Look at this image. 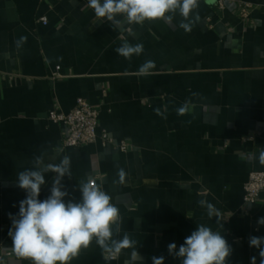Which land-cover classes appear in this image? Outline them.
<instances>
[{"label":"crops","instance_id":"crops-1","mask_svg":"<svg viewBox=\"0 0 264 264\" xmlns=\"http://www.w3.org/2000/svg\"><path fill=\"white\" fill-rule=\"evenodd\" d=\"M243 3L252 7L246 20ZM198 15L186 33L179 15L171 24L116 27L87 0H0V253H10L8 264H30L10 250L9 213L17 215L26 196L17 174L41 153L45 162L71 157L65 202H79L81 180L102 183L122 217L117 238L127 232L144 264L161 255L164 264H181L167 245L178 250L199 224L214 231L222 224L233 249L227 264H251L252 256L260 264L249 237H264L257 224L264 196L248 207L243 197L249 175L264 171L256 158L264 148V0H232L224 12L199 0ZM124 40L142 43L143 54L118 56ZM147 59L156 67L138 75ZM80 98L99 111L98 130L126 142L127 152L99 142L60 151L64 128L48 115L70 113ZM186 100L192 111L178 115ZM119 169L123 184L113 183ZM55 175H45L39 199L50 195ZM201 199L220 211L219 223ZM130 252L105 260L93 242L71 264H124Z\"/></svg>","mask_w":264,"mask_h":264},{"label":"clouds","instance_id":"clouds-1","mask_svg":"<svg viewBox=\"0 0 264 264\" xmlns=\"http://www.w3.org/2000/svg\"><path fill=\"white\" fill-rule=\"evenodd\" d=\"M87 7L94 11L98 19H106L116 27L138 25L146 22L163 21L171 24L179 15L178 27L186 33L191 32L199 20V0H87ZM130 35H135L130 31ZM25 37L17 41L19 47ZM115 52L118 56L131 60L144 52L142 43H130L124 40ZM156 67L155 61L147 59L138 68V75L147 76ZM193 95H197L193 93ZM192 103L186 100L179 108L178 115L192 111ZM159 112V110H157ZM259 164L264 165V148L258 156ZM55 173L50 195L39 199L42 186L46 185L45 175ZM118 181L123 184L126 177L124 169L118 170ZM72 177L71 157L63 155L58 163L45 162L43 153L35 155L32 167L17 174V186L26 196L19 202V212L9 213L12 226L8 235L12 240L10 249L17 257L30 261V264H71L82 249H88L95 242L102 251L105 260L118 258L123 250L130 249V257L124 264H144L138 252L137 242L125 232L121 233L122 217L112 197L103 189L102 183L81 180L78 184L81 198L79 202L65 198L69 196L62 180ZM206 209L207 216L217 218L221 213L214 204L205 199L198 202ZM264 225V217L257 220ZM219 230L199 224L184 239L177 250L175 243L167 245L169 255L178 258L181 264H227L233 249ZM249 246L259 250L260 264H264V237L250 236ZM152 264H164V256H152ZM251 264H256V256L251 257Z\"/></svg>","mask_w":264,"mask_h":264},{"label":"built area","instance_id":"built-area-1","mask_svg":"<svg viewBox=\"0 0 264 264\" xmlns=\"http://www.w3.org/2000/svg\"><path fill=\"white\" fill-rule=\"evenodd\" d=\"M219 12H224L226 6L232 0H214ZM240 15L243 20L248 19L251 5L240 4ZM40 23L48 24L47 18H41ZM49 121L62 125L64 128L63 143L60 151L67 149L84 148L96 143H101L103 147H114L125 153L128 150L126 142L116 144L106 130L99 131V111L84 99H78L75 108L68 114L52 111L48 115ZM264 196V171L252 172L244 185L243 201L245 206L258 204ZM10 253H0V264H8ZM115 260V259H111Z\"/></svg>","mask_w":264,"mask_h":264}]
</instances>
